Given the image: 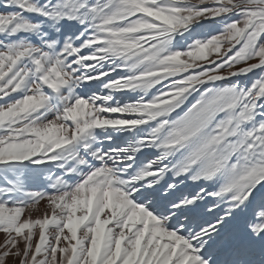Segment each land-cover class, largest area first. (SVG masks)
Masks as SVG:
<instances>
[{
	"label": "snow or ice",
	"instance_id": "6c2138e0",
	"mask_svg": "<svg viewBox=\"0 0 264 264\" xmlns=\"http://www.w3.org/2000/svg\"><path fill=\"white\" fill-rule=\"evenodd\" d=\"M0 236V264H264V0H0Z\"/></svg>",
	"mask_w": 264,
	"mask_h": 264
},
{
	"label": "rangeland",
	"instance_id": "374dc122",
	"mask_svg": "<svg viewBox=\"0 0 264 264\" xmlns=\"http://www.w3.org/2000/svg\"><path fill=\"white\" fill-rule=\"evenodd\" d=\"M43 211H44V208H43V204L41 203L40 205H38V211H34L33 212V215L36 216V215H42L43 214ZM3 240V237L0 236V241Z\"/></svg>",
	"mask_w": 264,
	"mask_h": 264
}]
</instances>
